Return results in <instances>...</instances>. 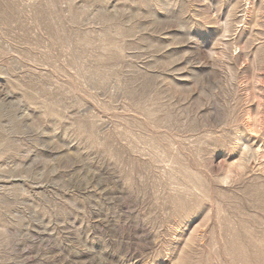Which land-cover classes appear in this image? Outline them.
<instances>
[{
  "label": "rangeland",
  "instance_id": "rangeland-1",
  "mask_svg": "<svg viewBox=\"0 0 264 264\" xmlns=\"http://www.w3.org/2000/svg\"><path fill=\"white\" fill-rule=\"evenodd\" d=\"M0 264H264V0H0Z\"/></svg>",
  "mask_w": 264,
  "mask_h": 264
}]
</instances>
